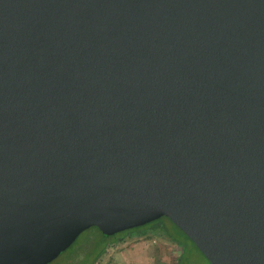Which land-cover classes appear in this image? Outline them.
Here are the masks:
<instances>
[{
  "label": "water",
  "instance_id": "obj_1",
  "mask_svg": "<svg viewBox=\"0 0 264 264\" xmlns=\"http://www.w3.org/2000/svg\"><path fill=\"white\" fill-rule=\"evenodd\" d=\"M160 218L264 264V0H0V264Z\"/></svg>",
  "mask_w": 264,
  "mask_h": 264
},
{
  "label": "flooded vegetation",
  "instance_id": "obj_2",
  "mask_svg": "<svg viewBox=\"0 0 264 264\" xmlns=\"http://www.w3.org/2000/svg\"><path fill=\"white\" fill-rule=\"evenodd\" d=\"M89 229L98 230L94 227ZM100 234L102 240L97 242L89 236L84 242L83 246L78 249V251H76V254L70 255L66 259V264H111L112 259L115 256L124 254L123 249L131 250L135 245L141 242L149 243L150 241L155 245V247H153V251L155 252V250H159L158 253L160 259L158 261V264H190L188 260H186V257L190 252L189 244H191L195 248V246L184 236V234L165 218H160L146 225L128 229L113 235H104L101 232ZM91 246H94V249L90 254L89 248ZM154 256L152 252L148 251L145 248V250L142 251V253L138 257V260L143 263V260L146 261V257L154 258ZM124 257L121 256V259H123L122 264L134 263V259L131 255L128 257V259ZM54 260H52L51 262H53Z\"/></svg>",
  "mask_w": 264,
  "mask_h": 264
},
{
  "label": "rangeland",
  "instance_id": "obj_3",
  "mask_svg": "<svg viewBox=\"0 0 264 264\" xmlns=\"http://www.w3.org/2000/svg\"><path fill=\"white\" fill-rule=\"evenodd\" d=\"M92 237L94 240H96L97 242L102 240L101 234L98 230L96 229H88L86 231H84L83 233H81L77 239L75 240V242L67 249L65 250L63 253H61L53 262L49 263V264H66V259L72 255V254H76V251H78V249H80L84 242L86 241V239L88 237ZM155 245L151 243V241L149 243H139L137 245H135L131 250H126L123 249L124 254L123 255H117L112 259V263L111 264H119L123 262V259H121V256L128 259V257L131 255L132 258L134 259V263L132 264H158V261L160 259L159 256V250H155V252L153 251ZM145 248L152 252L153 257H146V261L143 260V263L138 260V257L140 256V254L142 253V251L145 250ZM94 246H91L89 248V253L91 254L93 252ZM189 253L186 257V260H188V262L190 264H208V262L204 259V257L199 253V251H197V249H195L191 244H189ZM140 261V262H139ZM148 262V263H147ZM80 264V263H79Z\"/></svg>",
  "mask_w": 264,
  "mask_h": 264
}]
</instances>
